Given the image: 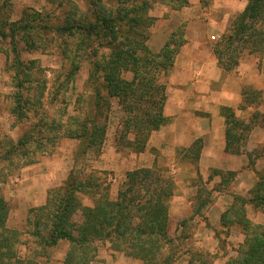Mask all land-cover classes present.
<instances>
[{
    "label": "rangeland",
    "instance_id": "1",
    "mask_svg": "<svg viewBox=\"0 0 264 264\" xmlns=\"http://www.w3.org/2000/svg\"><path fill=\"white\" fill-rule=\"evenodd\" d=\"M197 1L0 0V200L6 211L0 264H69L74 258L73 264H142L129 250L113 247V235L82 247L70 241L44 245V208L71 173L84 185L71 219L74 236L82 208L98 211L116 202L127 173L158 170L172 179L169 243H161L160 263L169 255L171 264H238L249 226L264 230L262 212L242 203L253 197L264 173V4L254 26L228 52L235 65L226 71L214 50L226 47L244 9L225 14L220 0ZM142 2L145 9L133 12ZM121 8L144 20L137 30L146 35L149 52L171 62L155 84L164 89L165 122L143 141L142 153L134 152L139 132L127 121L141 112L127 113L102 88L103 79L92 76L93 65L104 64L109 50L69 29L113 17ZM211 20L221 27H211ZM165 46L168 58L161 54ZM133 78L129 70L119 74L127 92ZM245 98L253 100L250 106L243 105ZM222 107L245 127L239 155L225 151ZM94 126L103 137L91 147L85 133ZM197 140L202 149L195 161L186 150ZM144 183H135L133 191L150 197Z\"/></svg>",
    "mask_w": 264,
    "mask_h": 264
},
{
    "label": "trees",
    "instance_id": "2",
    "mask_svg": "<svg viewBox=\"0 0 264 264\" xmlns=\"http://www.w3.org/2000/svg\"><path fill=\"white\" fill-rule=\"evenodd\" d=\"M262 4L264 0H248V4L237 18L233 34L225 39L226 47L214 50L222 69L230 71L234 68V61L231 63L232 57L228 56V52L236 43L241 42L245 32L254 26L263 8ZM145 7L146 3L142 2L132 11L138 12L144 10ZM129 14L130 11L124 8L117 9L113 17L105 16L99 22H88L87 26L74 24L69 29L82 31L88 36V40L96 38L109 50L108 56L103 59L104 64L93 65L92 76L94 79L97 77L103 79L105 83L102 88L106 87L109 97L117 98L127 113L132 115L139 110L141 116L145 117L142 119L137 115L127 120L131 129L135 133L139 132L136 138L137 144H134L136 146L134 152L142 153L144 151L143 141L165 122L162 116V106L165 100L164 89L155 84L158 75L165 72L171 62L166 61L163 64L158 54L149 52L145 46L146 35L137 30L144 24V20L138 19L137 15L130 16ZM63 30H68V26L65 25ZM112 40L120 42L113 43ZM258 45L261 53L262 39L258 41ZM166 51L165 46L161 54L168 58ZM127 70L134 74L132 83L126 84L129 92L124 88L125 84L119 81V74ZM252 95L255 97L256 93L253 92ZM96 101L100 102L99 93L96 95ZM251 103L246 98L243 101L244 106H250ZM220 115L225 122V151L239 155L245 127L244 125L242 127L243 123L235 118L234 112L229 108L222 107ZM102 134L103 131L94 126L91 132L85 133L87 143L91 147L97 145L103 137ZM201 149V140H197L186 151L193 152L196 161ZM76 178L71 173L65 185L53 191L50 196L51 202H48L44 208L47 210L46 221L49 226L47 236L42 239L45 246L53 247L60 241H70L75 243V246L82 247L95 240L102 241L113 235L114 240L110 241L113 247L119 249L122 246L123 249L129 250L127 255L142 264H171L169 255L161 260V263L158 259L161 258V253H159L161 243H169L168 202L175 190V184L170 177L164 176L158 170L148 169H138L127 173L124 183L126 189L119 191L116 202H106L98 211L82 208L83 222L76 229L77 236H74L70 229L71 219L80 208L76 194L84 187L82 183L77 182ZM258 179L257 189L252 193L253 197L242 203L250 204L264 215V173L258 174ZM144 182L147 183L144 189L150 193V197L140 196L133 191L135 183L142 186ZM154 185H157L159 189L157 190L156 187L151 189ZM138 214L139 217H137ZM5 215L4 202L0 200V225L4 224ZM249 227L246 231L249 235V243L246 250L241 252L238 264H264V230L258 232L253 226ZM105 229L108 232L104 234ZM74 260L75 258L69 259V264H73Z\"/></svg>",
    "mask_w": 264,
    "mask_h": 264
},
{
    "label": "crops",
    "instance_id": "3",
    "mask_svg": "<svg viewBox=\"0 0 264 264\" xmlns=\"http://www.w3.org/2000/svg\"><path fill=\"white\" fill-rule=\"evenodd\" d=\"M193 2L196 3L198 1L193 0ZM247 4H248V0H220V2H219V6H220V8L225 10L224 11L225 14H229V13L231 14V11H230L231 8H237V9H239V12H240L241 10H243L246 7ZM198 17H200V16H198ZM210 17H211V15H210ZM210 23H211V27H213L216 30H217L216 27H221L220 25L219 26L215 25V23L212 22V20L210 21ZM212 39H213V37H212ZM221 132H222V130H221Z\"/></svg>",
    "mask_w": 264,
    "mask_h": 264
}]
</instances>
